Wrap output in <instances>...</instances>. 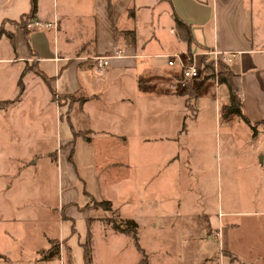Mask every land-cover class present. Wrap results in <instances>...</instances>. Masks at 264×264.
<instances>
[{
    "label": "crops",
    "instance_id": "0c3cea01",
    "mask_svg": "<svg viewBox=\"0 0 264 264\" xmlns=\"http://www.w3.org/2000/svg\"><path fill=\"white\" fill-rule=\"evenodd\" d=\"M29 2L0 0V24L5 28L0 35V63L11 67L13 79L21 77L23 100L38 99L42 92L46 105L50 97L56 101L54 116L61 133L52 149L54 161L58 164V158L60 161L64 158L63 174L67 178L69 172L73 178L76 175L77 183L82 185L81 206L77 209L86 222L84 235L86 239L89 237L91 250L88 264H93L96 236L110 241L115 238L121 248L110 250L109 264H122L126 257L124 249L130 248V243L136 249L130 233L115 229L101 218L109 210L93 201L85 204V196L108 200L111 211L117 209L119 217L136 222L137 234L139 220L125 217L120 209L122 200L129 196L125 189L137 187L130 173L136 171L139 163L151 183L146 199L147 213L153 220L151 229L155 232L163 229L158 220L168 218L167 202L171 197L154 184V163L149 151L142 150L139 143L175 138V131L181 132L178 126L184 115L183 103L193 109L194 118L203 98L213 100L215 108L219 104L220 112L225 114L228 89L217 79L218 71H230L234 91L240 98V110L251 124L260 126L256 131L261 129L262 167L248 172L245 185L249 191L245 194L257 188L252 181L264 177V0H37L32 19L40 25H31L34 28L26 38L22 28L9 21H19L27 14ZM174 14L189 26L190 43L182 37L184 29L176 26ZM113 45L121 49V55L112 57L103 71L98 72L92 56L105 53ZM210 48L235 54L230 60L220 61L211 76L189 80V88L181 86L179 68L168 65L164 55L174 51L196 53L202 65L203 56L211 60L210 55L202 52ZM35 68L51 77L57 96L65 97L60 100L52 97ZM50 107L53 109V105ZM78 131L89 138L85 139ZM258 136L256 133L252 138ZM133 141L141 147L137 152L132 150ZM137 156L141 157L140 162L135 159ZM168 161L157 165L163 168ZM79 164L82 167L76 170ZM84 191L89 196H84ZM175 202L177 215L182 216L179 198ZM246 208L245 214H264V205L259 210L253 204ZM64 216L66 219L61 213L58 218L71 221L70 215ZM70 223L73 232L74 222ZM205 228L217 238L220 264L239 261L226 226L218 220L214 225L209 218ZM51 237L65 236L51 235L48 239Z\"/></svg>",
    "mask_w": 264,
    "mask_h": 264
},
{
    "label": "rangeland",
    "instance_id": "374dc122",
    "mask_svg": "<svg viewBox=\"0 0 264 264\" xmlns=\"http://www.w3.org/2000/svg\"><path fill=\"white\" fill-rule=\"evenodd\" d=\"M13 75L11 67L1 62L0 99L9 101L0 107V264H83L86 222L77 209L82 185L76 175L73 178L69 172L67 178L63 174L64 158H58L57 164L53 157L52 149L61 133L54 116L56 101L50 97L46 105L42 92H38V99L23 100ZM203 76L201 69L198 77ZM220 110L219 104L215 108L213 100L203 98L194 118L193 109L183 103L184 115L178 126L184 131L182 135L175 131V138L139 143L154 163V184L171 197L168 218L158 220L163 229L155 232L147 213L146 199L151 191L147 173L142 172L140 163L130 173L137 187L125 189L129 196L122 200L120 211L139 220L138 243L150 264H220L217 238L205 228L209 218L214 225L218 220L228 228L239 260L232 264H264V214L243 213L250 204L258 210L264 205V177H256L252 184L257 188L245 194L248 172L262 167V132L258 129L259 136L252 138L251 125L238 113L225 115V109V114ZM136 143L132 142V150L137 152L141 147ZM140 158L135 159L140 162ZM165 159L167 164L158 167ZM81 167L79 164L76 170ZM111 189L118 196V191ZM177 198L182 216L177 215ZM85 200V204L92 203V197L85 196ZM230 209L238 212L221 213ZM102 210L100 207L101 214ZM63 211L72 217L73 232L71 221L58 218L62 213L66 219ZM104 217L119 220V213L113 208ZM58 234L65 237L48 239ZM51 239L56 246L52 256H47ZM129 245L122 264H140L138 250ZM94 248L93 264H109L110 250L121 249L115 238L110 241L100 236H96Z\"/></svg>",
    "mask_w": 264,
    "mask_h": 264
},
{
    "label": "trees",
    "instance_id": "16d2710c",
    "mask_svg": "<svg viewBox=\"0 0 264 264\" xmlns=\"http://www.w3.org/2000/svg\"><path fill=\"white\" fill-rule=\"evenodd\" d=\"M36 5H37V0H30L29 2V10L27 14H23L20 17L19 21H9L11 24H16L18 27H21L24 33V36L27 38L31 29L34 28L32 26L27 27V23L34 17L35 15V10H36ZM174 18V22L176 24L177 27H183L184 30H182V37H184L186 39V41L188 43H190V41L192 40V37L190 35V30H189V26L187 24H185V22H182V20H180L175 14L173 15ZM5 31V28H3L2 23L0 24V35ZM126 34H130L131 32L129 31H123ZM9 33V37L12 38V34ZM202 70L204 71V78L205 77H209L211 76V74H213V61L208 60L207 56H203L202 58ZM34 72H36L37 74H39L42 78V80L44 81V83L46 84V86L49 87L50 92L52 97L55 96V98L60 99L62 97H65V95H56L55 94V90L53 89V87L51 86V77L45 75L42 71H40L39 69L35 68ZM217 79L221 82H224L227 86L228 89V96H229V102L228 104L225 106V111L226 113L228 112H236L238 113V115L241 116L242 119H244L249 125H251L252 130H253V134H256V126L251 124L250 121L248 120V118L244 115V113L240 110V98L239 96L236 94V92L234 91V87L232 84V81L230 80V71L228 69H226L224 72L222 71H218V76ZM17 84H18V91H20L23 87H22V81H21V77H19L17 79ZM187 88H189V85H187ZM9 101V99H2L0 100V107H2V105L5 103H7ZM184 122L182 123V127H183ZM79 133L82 134V136L85 139H88L89 137H87L85 135L84 132L82 131H78ZM76 135V133H74ZM54 157V154H53ZM85 195L89 194L84 191ZM90 197V196H89ZM92 201L94 202V204L96 203L97 205H100L102 208H104L105 210H111V204H109L108 200L106 199H100V200H96L94 198H92ZM105 220H107L110 225H112L115 229L122 231L124 233H130L132 235L133 238V242L134 245L136 247V249H138V251L140 252V258H139V262L141 264H150L147 260V255L146 252L144 250V248H141L139 243H138V235L136 234V227L137 224L136 222L131 219V218H121L118 217L119 220L114 219L112 217H104ZM89 237H87V239L82 243V250H83V264H88L91 258V250H90V245L88 242ZM50 242V246L48 248V253L47 256H52V248L55 245V243H53L52 239L49 241ZM52 253V254H50Z\"/></svg>",
    "mask_w": 264,
    "mask_h": 264
},
{
    "label": "built area",
    "instance_id": "2783aa9c",
    "mask_svg": "<svg viewBox=\"0 0 264 264\" xmlns=\"http://www.w3.org/2000/svg\"><path fill=\"white\" fill-rule=\"evenodd\" d=\"M40 25V23L34 19H31L27 23V27L31 25ZM203 53L206 55H210L213 61V66L217 69V64L220 61L230 60V57L234 56V51H220L216 48H210L208 50H203ZM121 49L119 47L113 45L110 50L105 53H97L94 54L93 57V66L94 69L98 72H102L106 65L109 63L110 59L114 56H120ZM166 57V63L171 66H176L179 68L180 77L179 84L181 86H186L188 81L194 79L200 75L202 66L201 63L197 60L196 53H188V52H178L174 51L172 53H166L164 55Z\"/></svg>",
    "mask_w": 264,
    "mask_h": 264
}]
</instances>
